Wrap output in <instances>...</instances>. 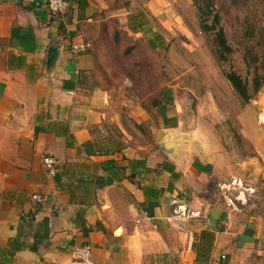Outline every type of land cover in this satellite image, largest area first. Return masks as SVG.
Returning <instances> with one entry per match:
<instances>
[{
	"label": "crops",
	"instance_id": "obj_1",
	"mask_svg": "<svg viewBox=\"0 0 264 264\" xmlns=\"http://www.w3.org/2000/svg\"><path fill=\"white\" fill-rule=\"evenodd\" d=\"M68 2L52 16L45 0H0V264H80L79 244L92 264H264V216L207 190L230 177L251 185L243 175L264 163V120L243 133L251 153L237 162L196 142L173 86L143 96L104 84L116 16L101 15L100 0ZM75 42L85 49L73 53ZM171 197L198 214L173 215Z\"/></svg>",
	"mask_w": 264,
	"mask_h": 264
},
{
	"label": "rangeland",
	"instance_id": "obj_2",
	"mask_svg": "<svg viewBox=\"0 0 264 264\" xmlns=\"http://www.w3.org/2000/svg\"><path fill=\"white\" fill-rule=\"evenodd\" d=\"M100 3L101 15L107 12L116 16L111 18L116 27L111 24L109 28V48L105 64L100 67L105 75L104 84L124 93V90L139 91L143 96L169 84L181 98L183 127L194 133L190 138L196 142L205 140L214 147L219 144L236 162L251 153L242 137L245 132H256L257 121L264 120V82L247 102H242L223 72L235 71L248 88L254 70L264 76V0H213L230 47L227 60L222 62H217L211 52L209 35L199 30L192 0H100ZM123 16L139 23L138 43L117 28V18ZM147 39L153 41L152 48ZM150 115L153 120L154 112ZM140 133L144 129L140 128ZM259 166L257 175L243 173V176L253 188L246 205L264 216V163ZM240 171L236 174L242 175ZM207 190L214 198L220 196L213 183Z\"/></svg>",
	"mask_w": 264,
	"mask_h": 264
},
{
	"label": "built area",
	"instance_id": "obj_3",
	"mask_svg": "<svg viewBox=\"0 0 264 264\" xmlns=\"http://www.w3.org/2000/svg\"><path fill=\"white\" fill-rule=\"evenodd\" d=\"M69 6L68 0H45V8L52 16L61 15ZM86 44L83 42L71 43L70 50L73 53H78L84 50ZM41 163L49 175H54L56 172L58 161L50 154H43ZM221 197L226 206L231 209L237 208V205L245 204L248 195L253 193V188L237 177H230L218 185ZM32 199L39 200L37 195H32ZM169 205L173 215L187 219L196 216L198 213L188 208L186 203L178 200L176 197L169 199ZM70 256L73 261L80 264L91 263V247L88 244L74 245L70 250Z\"/></svg>",
	"mask_w": 264,
	"mask_h": 264
},
{
	"label": "trees",
	"instance_id": "obj_4",
	"mask_svg": "<svg viewBox=\"0 0 264 264\" xmlns=\"http://www.w3.org/2000/svg\"><path fill=\"white\" fill-rule=\"evenodd\" d=\"M196 12L199 30L209 35L211 43V52L217 62L227 60V54L230 47L226 42L224 32L219 23L218 14L213 7V0H192ZM233 1V0H231ZM129 28L132 31H141L138 24L132 23L130 17H127ZM147 44L152 48L153 41L147 39ZM223 75L228 81L234 92L239 96L242 102H247L253 92L257 91L264 82V76L256 70L253 71L251 85L248 88L244 81L235 71H224Z\"/></svg>",
	"mask_w": 264,
	"mask_h": 264
}]
</instances>
